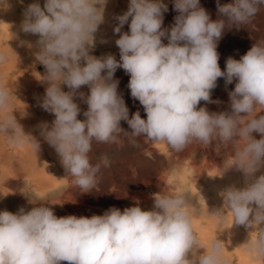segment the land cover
Wrapping results in <instances>:
<instances>
[{"label":"clouds","instance_id":"obj_1","mask_svg":"<svg viewBox=\"0 0 264 264\" xmlns=\"http://www.w3.org/2000/svg\"><path fill=\"white\" fill-rule=\"evenodd\" d=\"M22 4L23 0H19ZM108 0H45L27 5L21 31L38 35L36 60L46 69L47 83L40 107L54 114L51 126L41 125V135L60 157L72 183L89 192L97 185L101 167L110 166L107 156L93 165V142L119 144L121 134L136 146L137 137L166 142L181 152L193 142L203 145L241 142L225 170L235 167L244 175V187L235 185L220 195L223 206L210 214L223 220L226 211L233 224L257 233L245 241L254 259L264 261V41L256 42L239 60L229 57L225 70L219 66L218 41L226 29L241 28L264 7V0H232L220 4L212 20L200 0H173L179 14L175 23L162 28L168 5L163 0H130L128 9L115 19V44L120 60L107 54L96 57L95 34L105 22ZM7 0H0V7ZM129 31L121 33L129 22ZM166 37L167 44L162 42ZM106 42V41H101ZM7 54L0 51V64ZM118 68L130 75L128 88L146 113L129 118L119 81ZM218 78L236 81L229 92L231 111L212 112L199 107L211 100ZM66 85L69 91L62 90ZM88 86L90 93L79 91ZM14 93L0 84V134L15 147L40 143L24 131L11 111ZM16 96V95H15ZM87 105L84 120L75 98ZM126 121L130 132L120 126ZM253 132L261 134L255 139ZM152 210L137 205L123 212L110 208L103 215L57 217L44 202H30L29 211H0V264H224L219 239L207 250L192 227L188 211L190 194L156 193ZM255 205V207H253ZM198 211V210H197ZM200 249H204L200 253Z\"/></svg>","mask_w":264,"mask_h":264},{"label":"rangeland","instance_id":"obj_2","mask_svg":"<svg viewBox=\"0 0 264 264\" xmlns=\"http://www.w3.org/2000/svg\"><path fill=\"white\" fill-rule=\"evenodd\" d=\"M35 2H38L43 8L45 0H23L22 4L19 0H7V6L0 7V51L7 54L6 63L0 64V84H3L9 89L12 88L10 90L16 96L14 95L11 111L14 112L17 121L23 126L24 131L32 134L38 140L40 149L36 153L29 144H25V146L19 148L15 147L9 143L5 134H0V160L2 163L4 162V168L6 169L10 167L13 169H23L24 166H29L31 161L34 165L39 161H45L44 163L47 169L54 170L56 173V171L65 169L55 149L50 146L41 135V125L47 123L50 127L55 116L40 107L42 98L45 95L47 83L42 81L46 69L35 57V52L38 51L36 41L39 37L38 35L24 33L20 28L23 21L24 9L27 5ZM129 2L130 0H108L105 8V19H108L110 22L105 20L106 22L99 26L95 34V47L90 54L96 57L112 54L117 61L120 60L119 48L115 44L120 34L114 33L113 29L118 24L115 17L122 15L124 13L123 11H127L126 9H128ZM163 2L168 5V11L163 14L162 28L170 30L175 23L174 18L179 13L174 10L173 0H163ZM230 2H232V0H219L220 4H227ZM200 6L206 9L212 20L221 18L218 15L217 0H200ZM6 19L8 20L6 21ZM129 19L131 20V18ZM130 20L122 27L121 33L129 31ZM101 41L106 42L102 43ZM259 41H264V7H261L260 11L252 17L248 23L242 25L241 28L237 29L234 27L225 30L222 38L218 41L217 47L219 53L218 63L221 70H225L226 60L229 57L239 60L254 43ZM162 42L167 44V38H162ZM114 79L119 81L117 91L118 94L122 96L129 109V118H131L133 113L139 111L141 118L146 119L143 106L138 100L131 96L130 89L128 88L130 75L122 68H118L114 74ZM235 83L236 81L233 80L231 84L226 85L224 78H218L217 87L211 91V100L219 101V103L201 101L198 108L206 107L210 113L231 111L229 106V92L234 90ZM22 88H25V90ZM13 89L16 90L14 91ZM32 90L36 91L34 94L38 96L36 99L31 98V100L29 99L28 101L22 100L23 102L19 100L24 93L32 92ZM62 90L65 92L69 91L66 85H62ZM79 91L84 92L85 95L90 93L88 86H82ZM75 102L78 103L80 108L82 107L78 119H86L83 116V112L87 110V105L83 103L79 97L75 98ZM34 107L38 108V112ZM40 113L45 114L46 117L44 115V117L40 119ZM120 126L125 131H131L126 121L122 120ZM258 138L261 139V135L255 139ZM135 139V147L130 143V137L127 134H121L119 137V144L97 142H93L92 144V151L89 153V158L93 165L98 163L102 156H107L110 161V166H102L100 172L97 174L96 179L98 183L96 187H94L97 190L91 199V204L99 208L100 215H103L105 211L113 207L123 212L125 208L137 206L141 203L140 207L143 210H152L154 194H173L175 192L187 190L186 192L191 195L190 203L194 205L193 208H189L193 223L192 227L201 242L202 248L207 250L213 240L219 239L222 244L221 254L224 264H264V261L254 259V254L247 250L245 241L249 238H255L257 235L253 229L246 228L243 225L233 224V217L230 212L226 211L223 220L209 213V211L211 212L223 206V198L220 193L224 189L232 185L238 188L244 187L245 178L241 171L239 172L235 167L224 171L226 166L231 163L233 152L235 151L230 143L227 144V147L222 153L216 155V162L212 155L207 153L208 151L205 149L206 145L200 142H193V145H195L193 146L190 144V146L187 147V151L184 149V151H181V153L183 152L181 154L180 152L172 150L166 142L149 141L143 136ZM196 147H199L198 150ZM207 147H210V144H208ZM178 154L180 156L177 157ZM34 168L38 170L37 167ZM260 170L261 173L258 171L256 173L257 176H259V174H264V168ZM220 171L221 174L219 173ZM213 172H216V174H213ZM202 174H204V176ZM222 179L223 181L225 180V183L220 181ZM211 180L212 182L208 184ZM27 181L28 176H25L21 190L27 187L23 186ZM9 189L13 192V188ZM204 190L207 191L208 194ZM214 190L217 191H215L213 195ZM202 191H204L203 194H201ZM199 192L201 193L199 194ZM217 194L219 195V199ZM1 195L0 198L2 197ZM104 196H107V198L109 196L110 199L108 198L107 200H109V202L113 201L115 206L108 205L107 202H105ZM138 198L140 200H137ZM211 199L213 200L211 201ZM0 200V202H2V199ZM199 200L202 201L199 202ZM206 200L208 203H206ZM197 202H199V204ZM201 203L202 206L200 205ZM210 204L213 205V208ZM216 206L217 208H214ZM253 207H255V205H253ZM204 249H200V253H203ZM61 264H67V262H61Z\"/></svg>","mask_w":264,"mask_h":264},{"label":"bare ground","instance_id":"obj_3","mask_svg":"<svg viewBox=\"0 0 264 264\" xmlns=\"http://www.w3.org/2000/svg\"><path fill=\"white\" fill-rule=\"evenodd\" d=\"M111 3V2H110ZM127 10V9H126ZM125 12V11H123ZM7 15V14H6ZM106 15V14H105ZM108 17V16H107ZM8 19H6L7 21ZM108 22H110L108 19H105ZM111 20V18H110ZM130 20V19H129ZM116 21V20H115ZM106 22V21H105ZM108 24V23H107ZM106 25V24H105ZM104 30V29H103ZM96 37V36H95ZM30 82V81H29ZM2 83V82H1ZM27 84V83H26ZM24 85V84H23ZM16 87V86H15ZM26 87V86H25ZM12 89V88H10ZM23 89V88H22ZM14 90V89H13ZM16 90V89H15ZM14 90V91H15ZM25 90V88L23 89ZM22 90V91H23ZM29 90V89H28ZM218 90V89H217ZM19 91V90H18ZM36 91L32 92H26L23 94L22 98L19 99L21 102L23 101H28L29 99H36L38 96H35ZM21 93V92H20ZM41 96V95H40ZM42 97V96H41ZM215 98V97H214ZM23 100V101H22ZM36 105V104H35ZM82 108V107H81ZM38 112V108H35ZM41 111V110H40ZM258 115H264V112L259 113ZM42 112V111H41ZM45 113V112H44ZM24 114V113H23ZM45 114L40 113V119L44 117ZM46 117V115H45ZM48 119V118H47ZM42 121V120H41ZM44 121V118H43ZM42 121V122H43ZM46 122L48 120H45ZM49 122V121H48ZM24 123V122H23ZM26 123V122H25ZM30 124V123H29ZM28 125V124H27ZM40 131V130H39ZM36 135V134H35ZM254 138L259 137L261 134L253 132L252 134ZM259 139V138H258ZM199 144V143H198ZM232 145V148L236 150L239 146H241V142L237 141L236 143H230ZM193 145V143H192ZM195 145V144H194ZM193 145V146H194ZM201 145V144H200ZM25 146V145H24ZM190 146V145H189ZM23 147V146H22ZM29 147V146H28ZM227 147L225 144H221L218 140H213L210 143V147H207L206 145V151L207 153H210L212 157L215 159L214 161L217 162V154L222 153L223 150ZM2 148V147H1ZM19 148V147H18ZM152 148V147H151ZM150 148V149H151ZM199 148V147H198ZM196 147V149L198 150ZM25 149V148H24ZM27 149V148H26ZM149 149V150H150ZM155 149V148H154ZM190 149V148H189ZM188 149V150H189ZM23 150V149H22ZM191 150V149H190ZM200 150V149H199ZM25 151V150H23ZM184 151V150H183ZM187 151V148H186ZM192 151V150H191ZM190 151V152H191ZM204 151V149H203ZM189 152V155H190ZM196 152V151H194ZM151 153V152H150ZM155 153V152H154ZM181 153V152H180ZM183 153V152H182ZM181 153V154H182ZM188 153V152H187ZM192 153V152H191ZM206 153V154H207ZM234 153V152H233ZM188 155V154H187ZM186 155V156H187ZM180 156L179 154L177 157ZM188 157V156H187ZM183 158V157H182ZM204 158V157H203ZM207 159V158H206ZM227 159V158H226ZM194 160V159H193ZM228 160V159H227ZM175 161V160H174ZM198 161V160H197ZM208 161V160H207ZM45 161H39L36 165L31 161L29 166H24L23 169H13L12 167L6 169L4 168V162L0 160V194L2 197V202H0V208L1 211L7 210L12 213H17L19 209L23 208L25 211L31 210V208L34 206L30 202H44L47 203L49 207L52 208L54 214L59 218V217H64L68 215H75L77 217L80 216H85V217H91L92 215H100V210L99 208H96L91 204V199L93 195H95L97 189H93L90 192H83L80 188L76 187L72 183V177L68 175V173L65 170L62 171H56L54 170H49L46 167V164L44 163ZM170 162V161H169ZM225 162V161H224ZM230 162V161H229ZM196 163V162H195ZM204 164V162H203ZM206 164V163H205ZM209 165V164H208ZM206 165L207 167H209ZM214 165V164H212ZM217 165V164H215ZM34 167H37L38 170ZM194 167V166H192ZM196 167V166H195ZM198 167V166H197ZM213 168V167H212ZM211 170V169H210ZM201 171V170H199ZM205 171V168H204ZM209 171V170H208ZM216 171V170H215ZM196 172V171H195ZM202 172V171H201ZM200 172V173H201ZM211 172V171H209ZM240 172V171H239ZM261 173V170L259 171ZM204 173V172H203ZM206 173V171H205ZM221 174V171L219 172ZM218 173V175H219ZM211 174V173H210ZM213 174H216V172H213ZM197 175V174H196ZM194 175V176H196ZM204 176V174H202ZM208 175V174H207ZM216 175V176H218ZM260 175V174H259ZM28 176V181L27 183L23 184V186H27L26 188H23L21 190V186L24 180V177ZM222 177V176H221ZM224 177V176H223ZM202 178V176H201ZM206 178V177H204ZM209 178V175H208ZM217 178V177H216ZM215 178V179H216ZM64 179V180H63ZM167 179V178H166ZM165 179V180H166ZM192 179V178H191ZM221 179V178H220ZM224 179V178H223ZM220 180V181H223ZM195 180V179H193ZM198 180V179H197ZM201 180V179H200ZM204 180V179H203ZM202 180V181H203ZM209 180V179H208ZM98 181V180H97ZM205 181V180H204ZM225 181V180H224ZM223 181V182H224ZM64 182V183H63ZM212 182L209 181L208 184ZM241 182V181H240ZM243 182V181H242ZM225 183V182H224ZM110 184V183H109ZM175 184V183H174ZM202 184V183H201ZM204 184V183H203ZM215 185V184H214ZM204 186V185H203ZM244 186V185H243ZM96 187V186H95ZM108 187V186H107ZM199 187V186H198ZM206 187V186H205ZM13 188V192L10 191ZM106 188V187H105ZM201 188V187H200ZM9 189V190H8ZM107 189V188H106ZM206 189V188H205ZM215 189V188H214ZM217 189V187H216ZM199 190V188H198ZM221 190V188H220ZM106 191V190H105ZM108 191V190H107ZM185 191V190H184ZM187 191V190H186ZM205 191V190H204ZM204 191L199 192V194H203ZM214 193L213 195L215 194ZM219 191V190H218ZM101 192V190H100ZM112 192V191H111ZM110 192V193H111ZM126 192V191H125ZM124 192V193H125ZM207 192V191H205ZM210 192V191H209ZM212 192V191H211ZM104 193V192H103ZM108 193V192H107ZM127 194V193H126ZM170 194V193H169ZM208 194V192H207ZM108 195V194H107ZM139 195V194H138ZM144 195V194H143ZM210 195V194H209ZM218 195V194H217ZM191 196V195H190ZM140 197V196H139ZM144 197V196H143ZM200 197V196H199ZM206 197V196H205ZM211 197V196H210ZM213 197V196H212ZM105 202H107L108 205H114L115 203L113 201L107 200V196H104ZM110 199V198H109ZM131 199V198H130ZM135 199V198H134ZM199 199V198H198ZM217 199V198H216ZM219 199V195H218ZM101 200V199H100ZM107 200V201H106ZM137 200H140L139 198ZM208 200V198H207ZM206 200V203L207 202ZM213 199H211L212 201ZM1 201V200H0ZM30 201V202H29ZM99 201V200H98ZM104 201V200H103ZM202 201V200H201ZM199 200V202H201ZM141 202V201H139ZM199 202H197L199 204ZM221 202V201H220ZM103 203V202H102ZM146 203V202H144ZM211 203V202H210ZM213 203V202H212ZM104 204V203H103ZM106 204V203H105ZM139 204V203H138ZM142 204V203H141ZM139 204V206L141 205ZM136 205V204H135ZM144 205V204H143ZM202 206V203L200 204ZM209 205V204H208ZM207 205V206H208ZM211 205V204H210ZM204 206V205H203ZM213 208V205H211ZM215 206V205H214ZM133 207V206H132ZM206 208V207H205ZM204 208V209H205ZM214 208H217L214 207ZM143 210V209H142ZM190 209H188L189 211ZM192 210V209H191ZM195 211V210H194ZM197 212V211H196ZM190 213V212H189ZM197 215V214H196ZM193 216V215H192ZM217 218V217H216ZM209 220V218H208ZM194 222V219H193ZM221 222V221H220ZM193 225V223H192ZM223 228V227H222Z\"/></svg>","mask_w":264,"mask_h":264}]
</instances>
